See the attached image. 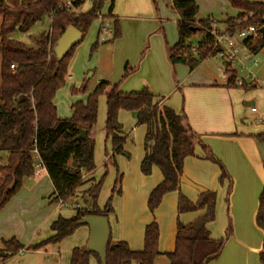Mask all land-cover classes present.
Here are the masks:
<instances>
[{"label": "trees", "instance_id": "1", "mask_svg": "<svg viewBox=\"0 0 264 264\" xmlns=\"http://www.w3.org/2000/svg\"><path fill=\"white\" fill-rule=\"evenodd\" d=\"M65 0H0V210L21 188L24 179L31 178L33 156L36 150L46 174L53 187L54 199L70 201L76 190L83 185L84 176L92 175L94 164V139L92 130L96 124L98 101L105 98V142L110 143V153L104 152V176L93 183L81 195V205H75V214L68 218H57L49 229L52 236L40 244L27 247V250H39L49 244H58L71 236L81 227L79 221L85 216H104L113 214L112 198L120 196L122 174L117 169L116 158L125 155L126 135L118 122L120 111L136 114V125L145 126L143 140L144 156L140 162V173L149 176L152 167L158 168L162 181L148 195L147 210L150 214L160 205L164 195L177 192V215L204 210L202 216L183 225L176 223L174 250L161 254L158 251L159 230L153 220L146 225L143 234V247L132 251L124 241H112L110 236L106 247L105 264H154L164 257L167 264H209L218 259L227 238L232 235L228 224L225 237L220 240L210 238L208 224L214 221L216 211V193H201L197 200L190 202L179 189L183 161L194 155V146L199 136L189 126L186 116L178 114L168 107L160 106L161 99L147 89L133 92H121L118 85L107 82L98 83L88 93L85 101L72 104L71 116L60 119L53 103L56 92L64 86L67 66L73 47L61 60L53 55V48L68 26L74 27L83 37L92 23L106 17H112L114 0H90L91 8L85 13L75 12L86 0H73L72 9H62ZM109 1L108 14L99 17L104 2ZM236 11L234 18H226L223 25L226 31L236 28L256 26L264 28L263 3H249L246 0H226ZM171 7L179 17L176 22L177 41L172 47L166 46V58L169 64L186 66L193 71L204 60L218 55L211 34L214 22L211 19L196 20L198 6L194 0H172ZM250 15V17H248ZM50 19V30L36 42L35 48L10 40L14 31L25 33L37 22ZM114 18V17H112ZM110 40L119 37L117 19L114 22ZM194 29V31H193ZM201 34V40L194 44L192 38ZM98 38V34H97ZM242 46L252 55L264 50V39H246ZM14 66V70L10 66ZM127 66L125 74L127 77ZM134 72V71H132ZM227 86L245 88L236 85V71L229 64L224 65ZM71 89L72 94L84 92ZM84 130V139L73 141ZM256 141L264 142V134L254 136ZM205 159L220 169L218 181H228V174L222 163L215 158L210 149L203 146ZM115 169V180L111 194L102 209L97 205L103 178L108 168ZM264 171V162H263ZM226 202L228 200L229 190ZM256 225L263 234L262 247L258 255L259 264H264V186L258 198ZM0 258L8 259L23 249L14 238L2 241ZM93 257L101 264L95 254H87L83 247L71 251L69 264H88Z\"/></svg>", "mask_w": 264, "mask_h": 264}, {"label": "crops", "instance_id": "2", "mask_svg": "<svg viewBox=\"0 0 264 264\" xmlns=\"http://www.w3.org/2000/svg\"><path fill=\"white\" fill-rule=\"evenodd\" d=\"M194 1L201 9L198 1L203 0ZM246 1L264 4V0ZM126 3L130 5L131 1L126 0ZM107 4L109 6V1ZM132 4H136V1ZM211 5L215 7V1H212ZM219 11L225 14L222 15L226 16L225 19L236 16V11H234L235 14H230L225 5ZM204 14L206 18H197L196 15V20H215L211 10L206 12L204 8ZM101 16L106 17L104 13H101ZM111 16L120 19L117 6L114 11L112 9ZM223 19L221 22H224L225 19ZM97 23L96 34L100 25L103 26L102 20H97ZM213 26L219 29L217 25ZM176 41L177 39L173 45ZM173 45L168 43L167 47ZM153 51H156V54ZM206 60L193 71L187 70V67L183 65L172 67L166 58V46L160 43L155 50L149 46L138 66V72L134 73L135 76H139L142 88L132 91H123L119 87L118 89L125 93L147 89L161 99L160 106L171 108L178 114H184L191 129L199 136L198 143L194 146V155L183 161L179 182L180 192L192 203L203 192L216 193L215 218L208 224L210 238L223 239L228 224L231 222L232 225V235L227 238L220 256L209 264H258L256 261L262 247L263 234L256 225L255 217L258 198L264 186V142L256 141L254 136L264 134V90H262L264 89V62L258 64L257 61L256 66H251L254 81L244 80L246 87L237 88L227 86L224 60L216 72L208 62H205ZM144 63H146L147 73L140 75ZM171 75L174 80L170 77ZM68 79L71 80V76ZM53 103L57 111L55 100ZM252 108H255L254 112ZM128 115L132 117L130 119L134 127L128 133H124L122 129L126 135L124 145L126 154L118 160L123 172L121 194L112 199L113 214L108 218L109 236L112 241L126 242L132 251H140L143 247L144 229L154 220L159 230L158 251L161 254L171 253L174 250L177 221L187 225L202 216L204 210L178 216L176 211L178 193L171 192L163 196L153 214L148 212L146 205L148 195L162 181V175L156 167H152L149 176H143L140 173L146 128L136 125L135 113ZM61 117L64 116L58 115V118ZM134 119L135 124H133ZM118 122L121 127L125 123V114L122 111L118 113ZM93 137L94 159L100 160L101 154L98 147L105 138L103 129L101 128ZM203 146L209 148L215 158L222 163L228 174V181L225 180L223 183L218 181L220 169L216 164L205 159ZM107 147H110L109 142ZM0 158H5V154L1 153ZM101 161L102 159L99 164ZM109 175L114 181V171L111 170ZM97 181L99 180L96 174L84 176L83 185L74 195L75 202L80 203L81 193ZM229 183L231 188L226 202ZM53 199V187L46 171L41 172L39 176L24 179L18 192L0 210V248L2 241L14 238L23 246L22 250L38 255L46 252L57 258H60L61 252L64 255L68 252L70 258L74 248H79L86 243L89 232L86 226L84 230L79 228L78 242H74L72 246L71 244L62 246L58 243L46 245L39 250H27V247L40 244L52 236L49 227L57 218L68 219L75 214L74 208L69 210L71 212H66L68 209L62 210L69 208V205H74L70 201L62 207L52 202ZM36 203L39 204V210L36 207L33 209ZM45 205H52L53 208L41 210L40 206L44 208ZM165 260L164 257H159L154 264H166Z\"/></svg>", "mask_w": 264, "mask_h": 264}, {"label": "rangeland", "instance_id": "3", "mask_svg": "<svg viewBox=\"0 0 264 264\" xmlns=\"http://www.w3.org/2000/svg\"><path fill=\"white\" fill-rule=\"evenodd\" d=\"M131 3L128 5L126 0H115L114 8H118L120 19H117V25L119 28V37L116 39L110 40L112 37V29L115 27L116 17H106L103 20V26L106 31L102 32V36L105 38L104 42L97 41V30L98 23L97 20L92 23L91 28L88 33L83 37V39L73 48V51L70 56V60L67 66V73L65 78V83L62 88H60L55 96V104L57 105V116H64L60 119L69 118L71 116L70 105L76 103L77 101H85L88 93H90L95 86L103 81L109 83L111 86L119 85V89L123 91H132L139 90L142 88V83L139 79V76H135L138 72V66L142 61L143 55L147 47L152 46L155 50L159 44L162 46L173 45L177 39L176 33V21L178 20V15L171 8L172 0H130ZM133 1H136V4H132ZM212 1H215V7L211 5ZM199 12L197 13V18H206L204 14V8L207 11H212L214 13L213 20L214 24L218 26L219 29L213 27L212 30H223L225 26L221 20L226 16L219 10H222L225 5L230 14H235L234 10L230 8L226 0H203L198 1ZM228 5V6H227ZM108 4L104 2L101 13H104L106 16L108 14ZM91 8L90 0H86L79 8V13H85ZM113 8V11H114ZM223 19V20H224ZM99 21V20H98ZM224 26V27H223ZM223 27V29H221ZM50 28V19L45 18L40 22H37L29 31L21 33L19 31H14L10 33L8 38L16 42L22 43L29 48H35V42L44 34H47ZM110 28V31H108ZM157 33L158 35H156ZM201 40V34L197 33L193 38L192 42L196 44ZM148 44V46H147ZM156 54V51H153ZM256 59L258 64L264 62V50L259 54L252 55L250 60L241 61L242 63H236L234 68L237 71V78L240 80L247 81L250 74H253V68L251 67V62ZM214 68L216 72L217 68H220L223 60L215 55L209 60H206ZM127 66L126 72H128L127 77L123 78L125 74L124 67ZM186 67V66H185ZM188 70V69H187ZM205 70V69H204ZM203 70V71H204ZM134 71V72H132ZM136 72V73H135ZM135 73V74H134ZM147 73L146 63H144L143 69L140 71V75ZM134 74V75H133ZM131 75L132 78H131ZM71 76V80L68 77ZM172 80L174 78L170 76ZM129 78H131L129 80ZM81 86H85L84 92H78L76 94L71 93V89L79 90ZM134 87V88H133ZM133 88V89H132ZM264 90V89H262ZM163 96V95H159ZM53 100V101H54ZM72 102V103H71ZM98 108L100 110L97 112L96 124L92 130L93 135L98 132L101 128L104 127L105 121V101L104 96H101L98 101ZM125 114V123L122 126L124 133H128L134 127L132 121L128 114L133 112L122 111ZM134 118V117H133ZM133 124H135V119ZM104 133V131H103ZM94 139V137H93ZM144 140V138H143ZM95 141V140H94ZM96 147V145H95ZM101 154L100 160L94 159L95 170L92 175L96 174L97 180H100L105 173L104 162L105 155L104 152L107 151L110 153L111 147H107V142L104 141L98 147ZM123 155L116 158L117 169L123 174L118 160ZM99 164V165H98ZM114 171V177L116 176L115 169L112 167L108 168V172L103 178L101 191L97 200L98 207H103L108 200L111 190L113 187V179L109 172ZM115 180V178H114ZM122 182V181H121ZM82 195V193H81ZM115 197V196H114ZM113 199V198H112ZM229 199V198H228ZM77 201L75 202V197L70 199V202L74 205H69V208H63L62 210H67L66 212H71L72 208L75 205H81ZM113 202V201H112ZM78 203V204H75ZM113 206V203H111ZM37 208L39 210V204H34L33 209ZM52 205H45L44 208L40 206L41 210H51ZM235 211V210H233ZM230 212V210H229ZM70 215V213H68ZM110 218V217H109ZM231 225V222H230ZM232 226V225H231ZM79 228H85L81 226ZM79 228H77L74 233L65 238L60 244L73 245L74 242H78ZM82 230V229H81ZM40 233V232H39ZM220 240V239H219ZM82 244L80 247H83ZM1 250L3 247L1 245ZM69 254L68 252L64 255L60 253V258L53 256L50 253H42L41 255L35 254L31 251L20 250L14 256L2 260L0 258V264H69ZM215 261V260H214ZM96 260L93 257L89 258L88 264H96ZM166 262V260H165ZM212 262V261H211ZM259 264L258 256L257 261ZM136 264V263H132ZM167 264V262H166Z\"/></svg>", "mask_w": 264, "mask_h": 264}, {"label": "built area", "instance_id": "4", "mask_svg": "<svg viewBox=\"0 0 264 264\" xmlns=\"http://www.w3.org/2000/svg\"><path fill=\"white\" fill-rule=\"evenodd\" d=\"M72 1L73 0H65L60 6V10L62 9H72ZM101 17V14L99 15ZM250 17V15L248 16ZM100 20V19H99ZM101 21V20H100ZM214 26H212L213 28ZM106 31L104 26L99 27L98 31V42H104L105 38L102 36V32ZM108 31L110 29L108 28ZM211 34L213 36L214 40V46L218 48V55L221 56L224 60V64H229L233 69L234 65L236 63H242L241 61L249 60L252 57V54L249 53L243 46H242V41L246 39H251V40H256L261 37V34L259 33V29L256 26H247L244 28H236L235 31L229 32L226 31V29L223 30H211ZM243 49H240L241 47ZM251 64L253 66H256L257 60L254 59ZM11 70H14V66H10ZM236 71V69H235ZM237 72V71H236ZM249 82L254 81V76L253 74H250L249 77H247ZM244 84V80L236 79V85L241 86ZM252 111H255V108H252ZM33 156V162H32V171L33 177L39 176L41 172L45 171L44 165L42 161L40 160L37 151L34 149L31 152ZM65 201L58 200L57 204L58 206L65 207L66 206Z\"/></svg>", "mask_w": 264, "mask_h": 264}, {"label": "water", "instance_id": "5", "mask_svg": "<svg viewBox=\"0 0 264 264\" xmlns=\"http://www.w3.org/2000/svg\"><path fill=\"white\" fill-rule=\"evenodd\" d=\"M194 31V29H193ZM261 38L264 39V28L259 29ZM82 40V34L74 27L68 26L58 38L53 55L57 60L63 59L69 51ZM85 131L79 130V134L73 141L85 138ZM79 225L88 228V238L83 248L87 254H95L101 264H105L106 247L110 235V227L107 217L104 216H85L79 221Z\"/></svg>", "mask_w": 264, "mask_h": 264}]
</instances>
